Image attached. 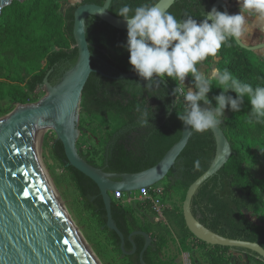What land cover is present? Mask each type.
<instances>
[{
	"label": "trees",
	"instance_id": "1",
	"mask_svg": "<svg viewBox=\"0 0 264 264\" xmlns=\"http://www.w3.org/2000/svg\"><path fill=\"white\" fill-rule=\"evenodd\" d=\"M68 0H27L14 2L2 11L0 16V102L9 101L12 105H30L35 103L36 93L45 85L59 84L66 72L71 70L78 60V49L74 39V14L78 7H72L62 13L63 3ZM106 0H84V4L102 6ZM160 0H113L110 13L120 19L116 12L122 3L133 8L144 3ZM217 0H177L168 11L178 19L192 16L202 19L210 12ZM221 10V9H220ZM222 11V10H221ZM87 40L89 42L92 67L110 76L118 77L132 71L129 52L124 47L127 31L117 30L98 18L87 20ZM229 46H223L216 56L221 70L228 68L242 82L253 87L264 86V61L254 52L241 48L230 40ZM214 57L203 62L207 65ZM175 96L176 107L164 84L149 92L137 78L115 80L92 74L83 92L82 114L99 121L111 123L106 134L102 161L81 156L92 166L112 174H133L148 170L157 165L166 153L182 138L183 122L178 113L185 106L184 97L175 91L177 81L162 77ZM141 83H138V82ZM222 89L216 82L209 93L211 99ZM233 97L236 93L230 92ZM137 104L149 105L153 112L150 124L139 127L136 124ZM213 106L215 101L213 100ZM251 104L248 98L239 112H230L231 118L220 127L232 146L233 155L225 167L213 178L204 183L192 202V212L197 220L212 232L229 239L257 243L264 248V179L255 178L245 169L247 159L264 160V121L255 122L250 118ZM170 110V111H169ZM53 154L57 161L70 173L79 191L86 211H90L101 229L108 233L116 249L121 250L119 236L107 228V212L97 185L68 163L63 144H53ZM217 144L211 130L196 133L177 160L168 177L170 186L187 191L211 167L216 156ZM201 160V169L194 170L193 162ZM112 196V195H111ZM186 198V196H185ZM112 216L126 239L125 249L133 251L129 236L134 232H144L151 236L152 245L144 255L146 264H158L159 256L167 244L163 237H157L152 226L141 221L135 212L116 201L112 196ZM151 206V202H148ZM247 214L257 217L260 224L254 225ZM175 223L181 226L185 247L188 237H193L184 220L183 210L173 212ZM203 247L207 244L195 239ZM133 241L137 247L134 255L126 256L130 264H140V254L146 240L136 236ZM215 253L239 251L246 254L248 260L264 264L257 255L245 249L213 247ZM211 255V264H227L223 256Z\"/></svg>",
	"mask_w": 264,
	"mask_h": 264
},
{
	"label": "water",
	"instance_id": "2",
	"mask_svg": "<svg viewBox=\"0 0 264 264\" xmlns=\"http://www.w3.org/2000/svg\"><path fill=\"white\" fill-rule=\"evenodd\" d=\"M25 1L27 0H0V16L14 2ZM112 2L113 0H106L102 6L84 4L76 9L73 33L79 55L75 66L64 74L56 86L45 80L44 86L47 87L48 94L39 104H18L8 117L0 120V264H93L80 238L70 230L63 214L50 202L37 173L44 131L48 128L54 129L57 141L63 144L69 165L99 188L107 212V228L119 236L123 256L137 252L134 237L145 238L140 264H146L144 255L152 245L151 236L140 231L132 233L128 240L133 245V251H126L125 236L112 216L111 195L116 192L130 194L144 188L150 189L165 180L188 145L192 129L183 124L180 141L157 165L139 173H106L81 156L77 147L79 115L83 92L90 76L98 74L115 80L139 77L135 72L114 77L92 67L87 20L95 17L117 30L127 31L124 19L110 13ZM176 2L177 0H160L158 6L168 12ZM213 7L230 13L223 0H217L211 9ZM235 41L250 52L264 49V44L247 46L240 38ZM161 80L174 104L175 96L171 88ZM211 131L216 139V156L209 170L187 191L183 204L186 227L194 238L208 246L249 250L264 262V248L259 244L222 237L202 225L193 215L192 202L195 195L204 183L225 167L233 155L232 146L223 129L219 126Z\"/></svg>",
	"mask_w": 264,
	"mask_h": 264
},
{
	"label": "clouds",
	"instance_id": "3",
	"mask_svg": "<svg viewBox=\"0 0 264 264\" xmlns=\"http://www.w3.org/2000/svg\"><path fill=\"white\" fill-rule=\"evenodd\" d=\"M238 4V13L213 7L199 20L192 16L178 19L162 10L158 2L144 3L135 8L122 3L116 12L127 24L124 47L130 54L131 70L145 82L143 86L149 92L159 88L162 77L178 82L180 87L176 92H180L186 86V80L191 78L184 94L185 106L178 113V119L196 133L221 126L227 119L226 109L241 111L246 97L252 106L251 120L264 121V86L253 87L242 82L228 68L214 67L210 72L202 70L204 61L215 57L223 46L230 47V40L245 35L249 17L255 16L264 22V0H238ZM214 82L222 91L210 99ZM171 107H176L175 102L170 110ZM135 111L139 127L151 124L153 112L149 111V105L137 104ZM193 168L201 169L200 159L193 162Z\"/></svg>",
	"mask_w": 264,
	"mask_h": 264
},
{
	"label": "rangeland",
	"instance_id": "4",
	"mask_svg": "<svg viewBox=\"0 0 264 264\" xmlns=\"http://www.w3.org/2000/svg\"><path fill=\"white\" fill-rule=\"evenodd\" d=\"M225 3L229 0H223ZM84 0H68L63 3L62 13L72 7H79ZM236 3V1H234ZM238 4V1L237 3ZM247 32L240 39L247 46H258L264 44V22H261L251 16L248 19ZM254 54L264 61V49L254 52ZM219 63L218 56H215L211 63L204 65L203 71L210 72L212 68L217 67ZM191 78L186 80V86L190 83ZM186 86L182 87L180 92H177L179 97H184L187 90ZM180 87V86H179ZM48 94V89L43 86L38 89L35 97V103L39 104L45 99ZM17 105H12L9 101L0 102V120L8 117L16 108ZM227 119L231 114L225 111ZM79 138L77 147L79 152L89 155L90 159L96 160L99 164L102 161L104 141L106 134L111 130V123L108 121H99L89 118L82 114V107L79 115ZM57 141V134L52 128H48L44 132V140L40 153L39 164L37 166L48 177L51 186L54 188L68 217L78 232L88 245L93 254L92 260L94 264H130L129 259L123 256L107 232L101 229L97 220L93 217L90 211H86L83 205L82 197L77 190L70 173L63 167L53 154V144ZM245 169L252 173L257 179H264V160L253 161L247 159ZM51 180V181H50ZM170 179L166 178L160 184L153 188L159 190L161 197L158 202H152L146 199H141L138 196L132 200H127L125 206L131 208L136 216L142 221H146L152 226V231L157 237H163L167 240V244L163 248L158 264H211L210 257L215 255V250L212 246L203 247L201 243L196 241L194 237H188L185 247L182 244L184 234L179 224L175 223L173 212L183 210L185 201V192L182 189L175 188L168 190ZM151 202V206L148 205ZM247 219L254 225L260 224L256 216L247 214ZM201 242V241H200ZM90 253V252H89ZM223 256L227 264H255L254 261H249L246 254L239 251L218 252L216 256ZM92 259V258H91Z\"/></svg>",
	"mask_w": 264,
	"mask_h": 264
},
{
	"label": "bare ground",
	"instance_id": "5",
	"mask_svg": "<svg viewBox=\"0 0 264 264\" xmlns=\"http://www.w3.org/2000/svg\"><path fill=\"white\" fill-rule=\"evenodd\" d=\"M44 132H45V131H44ZM37 167H38V168H37L38 176H39V178H40V181H41V183H42V186H43V188H44V190H45V192H46V194H47V196H48L50 202L52 203V205H53L56 209L59 210V212H61V213L63 214V218H64V219L69 223V225H70V230H72V232H73L74 234H76V235L80 238L81 243H82V245H83V248L86 250V252H87L89 258H90V259L92 258L91 261L94 260V259H93L94 256H93L91 250L89 249L88 245L85 243L84 239L82 238V236H81L80 233L78 232L77 228H76V227L73 225V223L71 222V220H70V218L68 217V215H67L65 209H64V208L61 209V207H59L58 204L62 205V203H61V201H60L58 195L56 194L54 188L51 186L52 183L50 184L49 180L47 179L48 177L45 175L46 172L44 173L45 170L42 172L41 170H42L43 168L40 169L39 166H37ZM46 174H47V173H46ZM50 181H51V180H50ZM52 185H53V184H52ZM57 203H58V204H57ZM62 207H63V205H62ZM89 252H90V253H89ZM94 261H95V260H94ZM92 263H93V261H92ZM94 263H96V262H94ZM94 263H93V264H94Z\"/></svg>",
	"mask_w": 264,
	"mask_h": 264
},
{
	"label": "built area",
	"instance_id": "6",
	"mask_svg": "<svg viewBox=\"0 0 264 264\" xmlns=\"http://www.w3.org/2000/svg\"><path fill=\"white\" fill-rule=\"evenodd\" d=\"M159 190H156V188H144L138 192L135 193H130V194H126L123 192H116L114 194H112L113 198L116 201H122L123 203H125L127 200H132L133 197L138 196L141 199H146L152 202H158L159 203V198L161 197L160 192H158Z\"/></svg>",
	"mask_w": 264,
	"mask_h": 264
},
{
	"label": "crops",
	"instance_id": "7",
	"mask_svg": "<svg viewBox=\"0 0 264 264\" xmlns=\"http://www.w3.org/2000/svg\"><path fill=\"white\" fill-rule=\"evenodd\" d=\"M234 1H237L238 0H229V1H226V4L230 10V13H238L239 12V4H236ZM255 264H257L256 262H254Z\"/></svg>",
	"mask_w": 264,
	"mask_h": 264
}]
</instances>
